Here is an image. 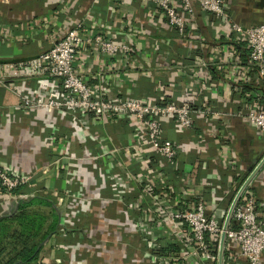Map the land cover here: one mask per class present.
Segmentation results:
<instances>
[{"label": "crops", "instance_id": "crops-1", "mask_svg": "<svg viewBox=\"0 0 264 264\" xmlns=\"http://www.w3.org/2000/svg\"><path fill=\"white\" fill-rule=\"evenodd\" d=\"M225 2L230 18L242 26L264 23V0ZM194 21L195 29L188 40H183L158 15L157 8L145 2L0 0V61L36 56L48 49L50 42L60 40L74 24L83 22L90 33L109 32L116 40L128 39L133 45L125 71L113 67L112 61L104 56L87 54L86 48L79 50V73L88 84L97 88L95 93L100 98L112 100L131 96L154 103L184 100L195 111L208 107L223 114L212 115V119L197 115L193 128L188 131H181L170 118L162 120L165 140L182 147L191 141V147L189 150L181 149L175 162L161 169L151 164V160L139 163L137 153H126L118 167L121 180L118 188L112 187L113 178H106L96 164L81 161L74 169L77 176L74 184L79 186L81 181L87 197L76 217L81 228L66 238L48 239L39 255V260H42H37L36 264H57L53 260L52 246L59 242L66 243L75 254L100 243L101 247L96 251L103 252L101 264H149L143 259L133 262V256L142 251L141 246L144 245L138 237L126 244L118 241V247L111 246L110 230L106 234L104 226L106 222L112 225L121 222L118 205L111 200L112 196L119 192L126 203L137 205L142 200L140 191L144 189L143 179L147 170L151 176L163 171L165 184L163 187L156 185L155 194H163L162 199L169 201L170 209L180 207L183 202L189 204L191 198L202 199L208 209L227 207L247 178L249 166L254 167L264 156V132L240 118L253 105L243 99L244 93L237 89L242 84L240 90L243 91L248 85L242 82V77H235L238 64H244L247 59L248 48L242 42L236 44V50L240 48V58L233 52L224 54L223 60L219 61L221 58L215 56L219 39L215 19L196 8ZM222 38L223 49L227 51L229 38L225 34ZM245 52L246 58H243ZM193 55L207 62L210 76L205 80L193 76L192 71L182 73L184 69L193 67ZM239 71L244 74V71ZM19 80L15 81L29 94L46 92L41 76L27 78L24 83ZM249 92L256 93L257 104L264 107V85L252 87ZM18 103V97L0 85V164L21 173L37 170L38 173L31 187L21 188L12 194L15 198L4 195L3 201L0 197V215L11 213L18 200L24 197L64 190L66 179L62 169L48 166L60 150L75 157H83L89 150L95 152L96 143L84 139L80 123L45 110L31 112L18 109ZM99 122L101 124L97 125ZM89 128L92 133L105 135L108 143L119 145L124 151L136 136L132 125L122 118L93 119ZM54 141L57 147L52 151L50 148ZM147 155L151 158L153 153L147 152ZM184 168L189 169L185 171ZM129 174L143 180L142 186L127 185L123 180ZM246 189L264 202V165ZM170 190L172 195L167 194ZM85 228L91 231L96 242L85 238L82 232ZM122 237L119 235L118 240ZM87 264L95 263L88 259ZM261 264H264V254Z\"/></svg>", "mask_w": 264, "mask_h": 264}, {"label": "built area", "instance_id": "built-area-1", "mask_svg": "<svg viewBox=\"0 0 264 264\" xmlns=\"http://www.w3.org/2000/svg\"><path fill=\"white\" fill-rule=\"evenodd\" d=\"M127 1H140L154 5L158 15L175 29L183 40H188L195 29L196 8L211 15L219 27L216 58H221L219 60L221 61L226 54L234 52L239 59L241 54L238 49L240 48L236 50L235 46L242 42L249 51L245 63L238 64L237 73L234 72L235 77H242V82L251 88L264 85V23L242 26L233 21L229 16L225 0H125ZM224 34L228 36L231 43L227 51H224V43H221ZM81 48H86L87 54L91 52L108 58L112 61L113 67L123 71L127 69V60L133 53V45L128 39L116 40L115 36L109 32L90 33L85 24L79 22L70 27L60 40L50 42L49 48L36 56L0 61V85L18 97V109H27L31 112L45 110L48 113L68 116L80 123L85 140L90 139L96 143L95 152L89 150L83 157L65 154L60 150L48 165L55 169H62L66 179L62 192L48 194L53 198L55 205L62 208L57 227L58 233L55 236L61 239L66 238L76 226V217L80 214L81 205L87 199L84 184L81 181L79 186L74 184L77 177L74 175L76 174L74 169L81 161L96 164L106 178H113L112 187L118 188L121 185L118 167L126 153L128 155L137 153L140 156L137 158L139 163L151 160V164L161 169L173 164L181 149L189 150L191 147V141L182 147L165 140L162 120L170 118L181 131H188L193 128L194 118L197 115H203L209 119H212V115H223L208 107L195 111L184 100L154 103L131 96L112 100L100 98L95 93L97 88L88 84L84 76L79 73L78 61ZM244 55L246 56V52ZM192 59L193 67L181 70L182 73L192 71V75L199 80L209 77L205 59L197 55H193ZM238 69L244 71V74ZM38 76L44 78L46 92L29 94L15 81L20 79L19 81L24 83L27 78ZM241 86L242 84L238 86V92L244 93L243 99L253 105L248 107V111L240 118L245 119L260 132H264V107L257 104L256 93L249 90L243 92L240 90ZM108 117H114L115 120L122 118L132 125L136 136L134 135V140L126 146L125 151L119 145L108 143L105 135H98L90 130L91 120ZM100 124L99 122L97 125ZM56 143L52 142L50 148L52 151L56 149ZM66 143L65 141L64 145ZM147 152L153 153L151 158L148 157ZM188 169L184 168L185 171ZM37 173L38 170L21 173L15 168L0 164L2 200L4 201V195L15 198L12 194L16 191L31 187ZM143 180L131 174L123 180L127 185L135 188L142 186L143 182L144 189L140 191L142 200H139L137 205L126 203L119 192L111 197V200L118 205L117 210L121 215V222L118 225L116 222L113 225L106 222L108 230L105 232L107 234L110 230V236L113 237L110 241L112 247H118V241L126 244L138 237V241L144 245L141 246L142 251H138L139 253L133 256L134 263L143 259L145 262H150L149 264H217L223 223L231 201L227 207H217L212 210L204 205L202 199L191 198L189 204L185 205L186 203L183 202L180 207L170 209L169 201L162 199L163 194H155V189L158 187L156 185L163 187L165 184V172L151 176L147 170ZM167 194L172 195V190ZM148 209H150L149 212ZM85 233L86 237L93 238L90 230ZM119 235L123 236L120 240H118ZM164 237L177 249L162 248L161 243ZM97 248L98 246L83 248L79 251L80 253L75 254L70 251V248L68 249L66 243L60 242L52 246V256L57 264H87L88 259L95 264H101L103 254L97 253ZM263 254L264 202L258 200L254 193L246 189L235 206L225 231L223 264H261Z\"/></svg>", "mask_w": 264, "mask_h": 264}, {"label": "trees", "instance_id": "trees-1", "mask_svg": "<svg viewBox=\"0 0 264 264\" xmlns=\"http://www.w3.org/2000/svg\"><path fill=\"white\" fill-rule=\"evenodd\" d=\"M59 218V209L50 195L36 193L18 200L11 213L0 215V264H36L46 241L58 233ZM77 228L81 226L76 224ZM161 246L177 249L165 237Z\"/></svg>", "mask_w": 264, "mask_h": 264}, {"label": "water", "instance_id": "water-1", "mask_svg": "<svg viewBox=\"0 0 264 264\" xmlns=\"http://www.w3.org/2000/svg\"><path fill=\"white\" fill-rule=\"evenodd\" d=\"M264 165V156L259 160V162L254 166H249V173L245 181L242 183L238 191L236 192L230 207L228 209V212L226 214L224 223H223V231L221 234L220 242H219V249H218V260L217 264H223V253H224V243H225V231L228 227V224L231 219L232 212L237 205L238 201L240 200L243 192L246 190L248 184L251 182V180L254 178V176L260 171V169Z\"/></svg>", "mask_w": 264, "mask_h": 264}, {"label": "rangeland", "instance_id": "rangeland-1", "mask_svg": "<svg viewBox=\"0 0 264 264\" xmlns=\"http://www.w3.org/2000/svg\"><path fill=\"white\" fill-rule=\"evenodd\" d=\"M58 209H59V216H61V215H62V214H61L62 208H61V209L58 208ZM59 219H60V218H59ZM80 226H81V225H80ZM74 228H75V227H74ZM74 228L72 229V230H73L72 233H74V231H77V230L79 229V228H77V229L75 230ZM104 228H105V231L108 230V229H107V225L104 226ZM72 230H71V231H72ZM87 230H88L87 228H85L84 231L82 230L83 235L85 236V238H86L87 240H89V241L96 242V241H94V236H93V238H92V237H86V233H85V232H86ZM88 231H89V230H88ZM90 232H91V231H90ZM115 238H116V236H115ZM112 240H113V237H110V241H112ZM99 241H100V239H99ZM99 246L101 247L100 243H99ZM99 246H98V247H99ZM111 246H112V243H111ZM100 249H101V248H100ZM101 253H103L102 250H101Z\"/></svg>", "mask_w": 264, "mask_h": 264}]
</instances>
